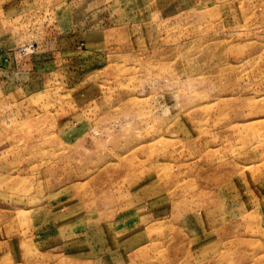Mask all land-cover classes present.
Returning <instances> with one entry per match:
<instances>
[{
    "label": "rangeland",
    "instance_id": "rangeland-1",
    "mask_svg": "<svg viewBox=\"0 0 264 264\" xmlns=\"http://www.w3.org/2000/svg\"><path fill=\"white\" fill-rule=\"evenodd\" d=\"M0 48V264H264V0H0Z\"/></svg>",
    "mask_w": 264,
    "mask_h": 264
},
{
    "label": "crops",
    "instance_id": "crops-1",
    "mask_svg": "<svg viewBox=\"0 0 264 264\" xmlns=\"http://www.w3.org/2000/svg\"><path fill=\"white\" fill-rule=\"evenodd\" d=\"M5 49H7V48H0V54H3L4 53V50ZM10 56L7 58L8 59V61H7V59L5 58V57H2L1 55H0V66H2L3 67V63H2V59L3 60H5L6 59V61H5V63H6V65H5V67H6V69H8L7 70V72L9 73V75L11 76V79H15L14 81H18V80H20L21 81V79L20 78H22V79H25L27 76H28V73L25 71V69H17L18 68V66H20V65H22L23 64V66H24V61H25V59H23L24 61H23V63L21 62V64H19L18 62H16V60H15V57H14V55L12 54L11 55V53L9 54ZM24 68V67H23ZM1 69V68H0ZM13 70H17L16 71V73H12L13 72ZM17 72H18V74H17ZM15 77V78H12L13 76ZM21 83H23V81L21 82ZM20 83V84H21ZM20 91H24L25 90V88L22 86V87H19L18 88ZM130 220H128V222H129ZM63 225H64V227L63 228H61V226L58 228V235H59V238L62 240V235L61 234H63L64 233V238H66L68 235H73V236H75L76 235V228H74L75 226H72L71 224H69V226L67 227V224L66 223H63V222H61ZM44 224L45 225H47V224H49V220H44ZM51 225V224H50ZM50 225H48V227H45V229H44V231H43V236H49L50 235V231H51V226ZM112 225V224H111ZM68 228H69V231H71L70 233H68ZM109 229H110V221H106V222H103L102 224H100V226L98 225V226H96V234L98 235H105V233H107V237H106V240H104L105 241V243L103 244V243H101V246H102V249H103V251L104 252H108V251H110V244H109V235H108V233H109ZM45 238V237H44Z\"/></svg>",
    "mask_w": 264,
    "mask_h": 264
},
{
    "label": "built area",
    "instance_id": "built-area-1",
    "mask_svg": "<svg viewBox=\"0 0 264 264\" xmlns=\"http://www.w3.org/2000/svg\"><path fill=\"white\" fill-rule=\"evenodd\" d=\"M28 48H29V46H28ZM28 48H22L21 51L26 52L28 50Z\"/></svg>",
    "mask_w": 264,
    "mask_h": 264
}]
</instances>
